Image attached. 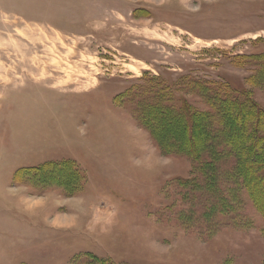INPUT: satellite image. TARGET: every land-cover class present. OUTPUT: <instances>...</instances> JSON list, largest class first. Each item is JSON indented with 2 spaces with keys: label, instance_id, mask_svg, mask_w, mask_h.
<instances>
[{
  "label": "rangeland",
  "instance_id": "obj_1",
  "mask_svg": "<svg viewBox=\"0 0 264 264\" xmlns=\"http://www.w3.org/2000/svg\"><path fill=\"white\" fill-rule=\"evenodd\" d=\"M228 89L264 108V0H0V264H264L237 156L181 149Z\"/></svg>",
  "mask_w": 264,
  "mask_h": 264
},
{
  "label": "trees",
  "instance_id": "obj_2",
  "mask_svg": "<svg viewBox=\"0 0 264 264\" xmlns=\"http://www.w3.org/2000/svg\"><path fill=\"white\" fill-rule=\"evenodd\" d=\"M227 92L224 94V97H227L226 99H223L220 94H215L211 98L214 112L209 118L204 120L210 119L213 121L214 131L218 132L216 144H214L215 139H213V143H207V138L205 137L204 142L199 143L196 141L195 146L187 144L186 147L181 146V149L194 162L207 158L208 156H204L205 154L211 155L213 164L207 161L200 162V171L202 173L208 172L213 178V171H215L217 178H220L223 172L218 163L224 155L219 149L217 150V145L219 142L222 145L224 144L225 148L230 150V154L238 158V166L235 169L231 168L229 178H237V180L240 178L242 180L243 187L246 188L254 205L264 215V108L257 105L246 94H244L245 97L240 98L230 96V89ZM205 115L197 114L192 109H182V113L174 114L176 119L183 121L193 132L197 125L201 126H199L200 130L199 128L197 129V132H204V130L206 132L210 129L209 126L204 128L202 125L203 123L206 126L209 122H203ZM237 123L240 125L239 132L241 129L245 132L243 136H239L238 132L236 133L234 124ZM256 127L257 132L255 131ZM247 148L254 149V158L250 159L251 161L247 160L245 156ZM216 150L219 152H216ZM76 171L77 169L75 168L71 170L72 178L77 177ZM86 255L84 258H79L78 255L74 260L72 259L71 264H116L110 258L99 257L93 253Z\"/></svg>",
  "mask_w": 264,
  "mask_h": 264
}]
</instances>
